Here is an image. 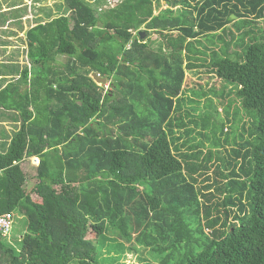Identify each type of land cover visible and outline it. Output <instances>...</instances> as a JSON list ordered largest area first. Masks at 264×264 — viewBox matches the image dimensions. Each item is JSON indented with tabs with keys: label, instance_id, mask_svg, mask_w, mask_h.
Masks as SVG:
<instances>
[{
	"label": "trees",
	"instance_id": "1",
	"mask_svg": "<svg viewBox=\"0 0 264 264\" xmlns=\"http://www.w3.org/2000/svg\"><path fill=\"white\" fill-rule=\"evenodd\" d=\"M58 7L68 14L25 32L30 65L0 64L19 74L0 90L17 123L1 130L0 212L25 222L18 244L0 235V264H100L104 235L160 264H264V0ZM199 66L233 86L219 94L237 136L216 122L213 98L197 115L182 96Z\"/></svg>",
	"mask_w": 264,
	"mask_h": 264
},
{
	"label": "rangeland",
	"instance_id": "2",
	"mask_svg": "<svg viewBox=\"0 0 264 264\" xmlns=\"http://www.w3.org/2000/svg\"><path fill=\"white\" fill-rule=\"evenodd\" d=\"M123 0H87L91 4V6L95 9V12L97 15H99L102 10H109V8L115 7L117 4H119ZM64 3V0H0V4L3 5L2 9L7 7L9 4L16 7L19 6H25L28 12L27 16H24L21 20L24 28L23 30H19L17 24H6L5 26H9L10 28H13L15 30H18L17 35L13 36L11 39L6 38V35H3L4 30L6 29L5 26L0 25V63L8 64V65H14L17 66L20 69H23L26 65H30V59L27 55V41L26 39V30L31 27V21L34 19L32 18L33 15H31V12L36 15L40 10H51L55 16L59 14H68L67 10L65 11V8L57 9L60 4ZM167 5H162V8H166ZM4 10V9H3ZM31 10V12H30ZM160 9H157L155 13H158ZM26 12V11H24ZM23 12V13H24ZM9 13V12H8ZM30 13V14H29ZM23 15V14H22ZM42 19H48V17H44ZM236 19V18H235ZM35 23V22H34ZM234 24V23H230ZM262 24V23H260ZM232 27V25H230ZM233 28V27H232ZM142 31L145 30V26L142 27ZM235 34L237 35V32L235 29H233ZM145 32V31H144ZM142 33V32H141ZM6 38L10 40V42L2 43L1 40H6L3 38ZM157 34L152 32L150 39L156 40ZM230 38V37H229ZM154 45V44H153ZM240 48L235 47L234 45L231 46V50H239ZM11 60H8L10 59ZM61 61H66L67 57L63 56L60 57ZM200 63V62H199ZM209 66H199L193 69H186L185 71V80L183 85V94L184 98L186 99V103L189 106H196L200 109L198 110L197 115L206 111H210L211 108L206 107L207 104V97H211L214 100V114L216 117V122L218 124H221L222 122L227 123L226 119V113L223 112V103L227 104L228 96L227 93L226 97H222L219 92H221L223 89L225 91H229L233 86L223 79L219 78L215 73L210 72ZM15 74V73H14ZM19 74L10 76L9 79L14 80L15 78H18ZM2 78L0 77V82ZM99 83V82H98ZM101 84V83H99ZM106 87H108L109 82L107 80V83H105ZM213 90H217L218 94L212 92ZM206 91L205 94L202 95L201 92ZM199 93L200 96H197L195 93ZM191 100H196L191 104ZM212 100H208V103H211ZM222 104L223 106H220ZM13 111H6L0 107V115L3 114H10ZM215 120V119H214ZM2 122V121H1ZM20 122V121H19ZM15 123L12 119H6L3 120V123H0V131L5 130L9 135L13 132L15 129ZM226 126H230V136L235 137L238 134V128L236 125H232L231 123H227ZM232 126V127H231ZM8 128V129H7ZM228 130V129H227ZM182 132H184V129H182ZM179 134V133H178ZM227 135L221 134V131H218L219 137H224ZM2 140L1 132H0V141ZM229 145L228 147H230ZM231 148V147H230ZM40 160L39 158H31L27 159L24 162V170L26 171L28 182H27V188H31L36 182H37V166L39 164ZM209 175H212V171H209ZM204 177H201L200 180H203ZM25 229V222L24 218L18 217L15 219L14 223V233L8 238L11 243L18 244V241H21V234L23 230ZM19 236V237H18ZM100 246L101 249L98 250L99 256H100V264H160L158 261H155L153 258L150 257L149 252L144 253V255L136 252V250L131 249L130 245L125 244L126 248L123 252H118L115 249H110V243L112 241V238H109V236L104 235L100 239ZM119 255L117 257V260H115L114 256ZM113 258V260H112ZM72 264H79L77 261L72 260Z\"/></svg>",
	"mask_w": 264,
	"mask_h": 264
},
{
	"label": "crops",
	"instance_id": "3",
	"mask_svg": "<svg viewBox=\"0 0 264 264\" xmlns=\"http://www.w3.org/2000/svg\"><path fill=\"white\" fill-rule=\"evenodd\" d=\"M164 5V4H163ZM2 6L3 5H1L0 7L2 8ZM17 8H19V6L17 7V5H16V7L15 6H12V5H8L7 7H5V8H3V9H1V12L2 11H5V12H7V16L9 15V13H10V10H12V9H17ZM20 8H21V12H20V17H17V18H13L12 16H10V17H4V18H6L7 20L4 22L3 21V23H1V21H2V18H3V16L1 15V13H0V24H4L3 26H5L6 24H20V22H21V20L23 19V17L24 16H27L28 15V12H27V9H26V7L25 6H20ZM57 9H60L59 7L57 8ZM24 11H26V12H24ZM9 12V13H8ZM24 12V13H23ZM30 12H31V10H30ZM18 13H19V11H18ZM23 14V15H22ZM30 14V13H29ZM31 15H33L32 16V18L34 17V19H32V25H31V27L32 26H34V25H36L38 22H40V21H43V23L45 22V21H47V20H51L52 18H54V17H56L54 14H53V12H52V14H51V17H49L48 19H42V18H44L45 16H46V9H44V10H40L36 15H34V13L33 12H31ZM59 15H61V14H59ZM59 15H57V16H59ZM46 17H48V16H46ZM4 18H3V20H4ZM25 18V17H24ZM39 19H42V20H39ZM35 22V23H34ZM22 24V23H21ZM6 27V26H5ZM11 29H14V27L13 28H10L9 26H7L6 27V29L5 30H11ZM5 30H4V32H3V35H6V38H8V39H11L13 36H15V35H13L12 33H6L5 32ZM0 36H1V32H0ZM3 38V37H2ZM6 38H3V39H6ZM8 39H6V40H3L2 41V43H4V42H7V40ZM10 41V40H9ZM8 60H11V58L10 59H8ZM1 62V61H0ZM1 64V63H0ZM188 69V68H187ZM193 69V68H192ZM7 71H9V70H3V73H0V77L2 78V80H1V82H0V90L5 86V85H7L10 81H11V79H9V77L8 76H10V75H6L5 73L7 72ZM9 119V115H7V114H2V115H0V123H3V120H6V119ZM2 121V122H1ZM8 129V128H7ZM1 132V131H0ZM3 134H4V131H2L1 132V137H3Z\"/></svg>",
	"mask_w": 264,
	"mask_h": 264
},
{
	"label": "built area",
	"instance_id": "4",
	"mask_svg": "<svg viewBox=\"0 0 264 264\" xmlns=\"http://www.w3.org/2000/svg\"><path fill=\"white\" fill-rule=\"evenodd\" d=\"M15 219L13 212H0V235L7 238L12 235Z\"/></svg>",
	"mask_w": 264,
	"mask_h": 264
},
{
	"label": "water",
	"instance_id": "5",
	"mask_svg": "<svg viewBox=\"0 0 264 264\" xmlns=\"http://www.w3.org/2000/svg\"><path fill=\"white\" fill-rule=\"evenodd\" d=\"M231 16H232V18H237V16L235 14H232ZM141 32H142V39H143L145 37L146 33L144 31H141ZM92 76L95 78V80L97 82L101 83L102 85L107 83L108 79L106 77L101 76L97 72H93Z\"/></svg>",
	"mask_w": 264,
	"mask_h": 264
},
{
	"label": "clouds",
	"instance_id": "6",
	"mask_svg": "<svg viewBox=\"0 0 264 264\" xmlns=\"http://www.w3.org/2000/svg\"><path fill=\"white\" fill-rule=\"evenodd\" d=\"M104 85V84H103Z\"/></svg>",
	"mask_w": 264,
	"mask_h": 264
}]
</instances>
